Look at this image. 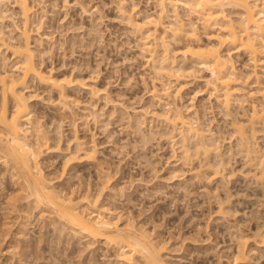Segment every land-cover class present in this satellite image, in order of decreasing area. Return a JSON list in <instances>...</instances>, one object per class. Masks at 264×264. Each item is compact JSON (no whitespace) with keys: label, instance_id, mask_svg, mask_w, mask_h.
Instances as JSON below:
<instances>
[{"label":"rangeland","instance_id":"rangeland-1","mask_svg":"<svg viewBox=\"0 0 264 264\" xmlns=\"http://www.w3.org/2000/svg\"><path fill=\"white\" fill-rule=\"evenodd\" d=\"M116 1L30 0L36 5L29 26L32 46L39 54L36 62L45 72L52 71L58 78L69 76L81 83L68 87L71 98L78 101V105H70L79 119V136L96 145L97 156L96 163L75 164L64 170L66 154L75 148L73 128L68 122L59 128L57 113L62 111L47 103L59 98V94L30 80L28 94L43 95V99L31 102V108L52 138L51 144H56L62 134V150L53 148L42 155L44 171L67 193L99 195L112 219L120 225L145 230L165 246L167 264H237L236 224L242 234L251 237L247 246L251 264H264V245L253 238L258 230L264 232L260 185L243 175L250 167L236 146L230 119L209 98L211 89L205 84L209 73L194 63L185 64L181 56L178 58L179 67L190 70L183 76L184 81L178 80L185 85V106H190L193 96L199 94L195 96L194 108L200 110L203 124L214 120V131L222 137L226 163L224 167L217 166L213 155L216 167H203L201 175L195 176L192 169L202 165V158L194 155L187 160L182 154L181 136L173 134L165 122L151 114L162 111L149 96L155 76L141 52L140 34L120 13ZM12 6V11H18ZM125 6L135 20L142 21L144 16L155 13L157 2L126 0ZM179 11L185 20H197L184 9ZM242 14L237 9L228 11L233 21H239ZM16 22L22 26L18 18ZM6 25L15 28L11 20ZM213 33L219 31L200 27L199 37L209 43L208 37ZM180 40L187 41L184 36ZM179 43L172 42L174 50L182 49ZM228 49L224 47V54ZM3 57H8L7 67L14 71L13 55L4 50ZM232 58L237 74L248 80L241 91L244 94L238 96L244 103L240 106L248 109L254 103L261 107L264 55L254 59L238 52ZM173 82L174 90L176 78ZM89 88L98 93L93 95ZM249 92L256 97H248L247 103L244 95ZM1 99L0 86V105ZM240 101L234 110L241 109L236 106ZM142 109L151 113L140 121L137 116ZM259 143L264 148V130L259 133ZM12 171L10 165L0 161V264H119L113 248L90 246L50 212L34 208ZM229 194L232 197L228 206L233 216L225 221L219 214V200L226 202Z\"/></svg>","mask_w":264,"mask_h":264},{"label":"bare ground","instance_id":"bare-ground-1","mask_svg":"<svg viewBox=\"0 0 264 264\" xmlns=\"http://www.w3.org/2000/svg\"><path fill=\"white\" fill-rule=\"evenodd\" d=\"M116 2L120 13L141 36V52L155 76L149 96L162 108V111L156 110L153 113L143 109L142 112L138 111L137 113H143L138 114L139 120L151 113L165 122L173 134H179L184 157L187 160L194 155L197 159L202 158V165L192 169L195 176L201 175L203 167H224L226 163L220 141L222 137L214 131V120L203 124L200 110L194 108L195 96L199 94L196 92L190 106H185V85L181 81L190 70L184 69L186 66L179 67L178 58L181 56L185 64L194 63L209 73L210 76L205 81L206 87L211 89L209 98L215 100L221 111H224L225 118L230 119L232 135L237 140L236 146L245 154L247 165L250 167L243 175L247 179L253 178L260 185V201L264 208V148L259 143V133L264 130V91L261 90V107L254 103L249 104L251 107L248 109L240 106L243 102L238 96L244 94L241 91L247 87L248 80L237 74L232 60L233 55L238 52L249 54L254 59L260 54L264 55V0H156L155 13L144 16L142 21L133 18L125 6L126 0ZM11 5L18 8V11L14 8L12 11ZM35 7L30 0H0L1 163L12 167L14 179L16 177L20 189L27 193L26 198L34 202V208L41 212H50V215H54L59 222L74 231V235L87 240L90 246L101 244L113 248L118 253L119 264H167L165 246L151 238L145 230L130 224L120 225L118 220L112 219L111 212L100 202L99 195L94 196L89 192L79 196L67 193L59 189L55 180L44 171L41 165L42 155L46 150L53 148L62 150V134L59 133L58 138L55 136L57 143L52 145V138L32 111L31 102L43 99V95L36 92L28 94L30 80H36L47 90L59 94V98L49 99L47 103L62 111L57 113L59 128L66 122L73 128L72 140L75 148L67 152L63 163L64 170L75 164L96 163L97 156L96 145H90L79 136V119L70 105H78V101L71 98L68 87L72 88L81 83L69 76L58 78L52 71L45 72L36 62L39 54L37 55L32 46L29 29L32 17L36 14ZM180 8L184 9L189 17L195 16L197 20H185L180 14ZM135 9L133 8V12ZM232 9L243 12L239 21L229 18L228 11ZM17 18L22 26L17 24ZM7 20H11L15 28L7 26ZM200 27L205 31L213 28L219 33L208 35L210 42L203 43L199 37ZM182 36L187 41H181ZM214 40L216 42H213ZM175 41L181 42V50L173 49L172 42ZM227 46L229 49L224 54L223 49ZM2 49L13 55L15 72L8 69V57L2 58ZM173 78H176L178 83L174 90ZM89 90L93 95L98 93L94 89ZM246 94V102L248 97H256L251 92ZM239 101L241 103L237 105ZM235 103L237 107H241V111L233 109ZM213 155L217 160L216 165ZM108 182L109 179L106 178L104 183ZM231 197L229 194L226 202L219 200V214L225 221L233 216L228 206ZM233 227L238 237L235 262L251 264V257L247 253L251 237L242 234L237 224ZM253 238L259 239L258 244L264 245L262 230H258Z\"/></svg>","mask_w":264,"mask_h":264}]
</instances>
